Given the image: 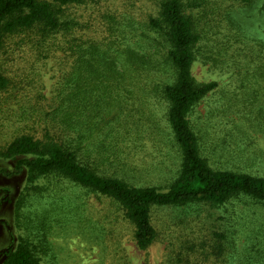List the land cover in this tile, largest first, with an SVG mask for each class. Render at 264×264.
Returning <instances> with one entry per match:
<instances>
[{
    "label": "trees",
    "instance_id": "16d2710c",
    "mask_svg": "<svg viewBox=\"0 0 264 264\" xmlns=\"http://www.w3.org/2000/svg\"><path fill=\"white\" fill-rule=\"evenodd\" d=\"M103 1L112 10L101 13L100 0H0V53L9 47L20 60L32 55L34 64L54 60L60 66L49 97L36 71L27 72L32 65L15 76L0 66V104L5 105L0 114L9 113L19 125L0 152L14 162L13 174L26 171L29 182L56 177L109 199L124 213L143 251L158 239L152 223L156 209L222 206L239 196L264 206V177L221 166L224 156L245 155L244 139L241 145L227 138L208 142L189 119L218 85L198 82L192 73L208 43L204 25L214 15L227 31L237 32L228 48L220 47L227 52L235 46L232 57L258 61L251 71H239L237 63L230 81L264 80V42L251 40L250 50L236 17L261 0ZM139 2H153L155 9L136 23L126 9ZM76 7L103 18L97 36L86 33L89 22L68 14ZM26 90L21 104L8 108L9 100ZM156 103L163 119L153 114ZM180 222L177 237L168 239L167 264H264L263 239L242 252L223 233H204L194 220ZM0 259L1 264H38L23 244H11Z\"/></svg>",
    "mask_w": 264,
    "mask_h": 264
},
{
    "label": "rangeland",
    "instance_id": "374dc122",
    "mask_svg": "<svg viewBox=\"0 0 264 264\" xmlns=\"http://www.w3.org/2000/svg\"><path fill=\"white\" fill-rule=\"evenodd\" d=\"M100 3L101 13L112 10L109 3L103 0ZM262 3L261 0L255 9L236 14L250 38L246 40L250 50L255 43L251 40L264 42ZM130 8L126 13H133L134 22L140 23L153 13L155 3L139 2ZM89 10L90 14L84 7H76L68 14L89 22L91 27L86 33L97 36L104 20ZM209 20V24L204 25L207 36L204 39L208 43H203V53L197 57L192 73L198 82H216L218 85L195 107L190 122L208 142L227 138L226 142L237 139L241 145L243 138L248 148L245 155L233 160L224 156L221 166L264 177V80L257 76H242L230 81V76L238 70L235 68L237 63L241 67L239 71H246V68L251 71L258 61L252 63L246 57H232L235 46L227 52L220 47L228 48L233 43L232 35L237 32L227 31L226 23L215 15ZM131 38L135 42L139 39L137 36ZM210 46L214 52H209ZM10 50L7 47L0 53V66L7 68V75L25 73L32 65L33 70L27 72L31 76L36 71L42 92L49 97L59 76V62L48 60L34 64L32 55H26L28 61H24ZM248 83L252 86L246 87ZM29 92L21 91L12 97L8 108L15 110ZM3 105L0 104L1 108H5ZM152 108L157 119H163L161 104H152ZM18 126L9 113L0 114V152ZM13 164L0 155V253L11 244L13 248L23 244L32 251L38 264H167L168 239L177 237L178 226L182 225L180 220L184 218L201 225L204 233L225 234L242 252L262 239L264 245V206L239 196L222 206L192 205L154 210L152 223L158 239L148 249L139 250L133 240V227L109 199L88 195L56 177L29 182L26 171L13 174ZM218 166L217 163L214 167Z\"/></svg>",
    "mask_w": 264,
    "mask_h": 264
}]
</instances>
